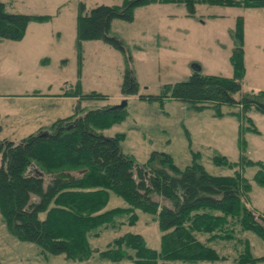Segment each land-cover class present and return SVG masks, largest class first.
<instances>
[{"label": "rangeland", "instance_id": "rangeland-1", "mask_svg": "<svg viewBox=\"0 0 264 264\" xmlns=\"http://www.w3.org/2000/svg\"><path fill=\"white\" fill-rule=\"evenodd\" d=\"M1 2L10 13L48 19L31 22L20 41L0 40V142H19L39 131H51L56 121L73 117L79 109L78 115H84L107 105L114 107L126 99L124 121L103 129L102 134L124 135L122 149L137 164L147 163L153 153H165L181 170L197 162L214 176L241 174L251 186L248 205L264 214V189L254 179L258 164L264 163V113L252 108L245 114L239 106L223 105L220 112L228 115L218 116L212 106L196 111L187 102L160 100L167 88L195 72L233 77L231 59L238 43L245 67L242 92L264 91V8L201 4L190 16L183 4L137 7L132 21L118 19L112 25L111 36L123 43V53L101 40L79 43L77 38L81 4L89 13L100 5L119 6L123 0ZM239 32L241 41L237 42ZM128 56L131 62L127 61ZM128 68L139 89L137 94L125 97L121 87ZM92 94L103 98H87ZM218 156H225L231 165L215 164L213 158ZM83 173L71 174L80 177ZM45 180L48 183L50 177ZM116 207L127 204L112 194L106 209ZM137 214L139 221L135 226L103 231L91 238V245L102 250L119 236L138 233L150 248L159 250L158 220L141 211ZM237 237L250 242L254 257L264 256V241L257 234L239 232ZM211 245L228 260L200 264H234L243 250V245L235 241ZM0 264L112 263H80L63 254L43 253L36 244L17 239L0 212ZM119 264L134 262L124 260Z\"/></svg>", "mask_w": 264, "mask_h": 264}, {"label": "trees", "instance_id": "trees-1", "mask_svg": "<svg viewBox=\"0 0 264 264\" xmlns=\"http://www.w3.org/2000/svg\"><path fill=\"white\" fill-rule=\"evenodd\" d=\"M155 3L183 4L190 16L201 4L264 8V0H123L119 6L100 5L86 13L81 4L77 19L79 43L101 40L126 53L123 43L111 36L113 22L132 21L135 8ZM47 19L10 13L0 0V40L20 41L31 22ZM238 39L241 32L237 42ZM240 45L231 59L233 77L195 72L167 88L160 100L187 102L196 111L212 106L218 116L228 115L220 112L223 105L239 106L245 114L252 108L264 113V91L242 92L245 67ZM127 61H132L130 56ZM138 89L128 68L121 93L129 97L137 94ZM89 97L103 98L96 94ZM79 111L73 117L56 121L47 135L39 131L19 142H0V212L17 239L36 244L43 253L63 254L80 263L119 264L130 260L134 264H200L228 260L211 245L217 241L243 245L234 264L264 261V256H253L247 239L237 237L239 232H253L264 241V214L248 205L251 186L241 174L214 176L197 162L181 170L165 153H153L147 163L137 164L122 149L124 135L102 134L103 129L124 121L126 109L107 105L84 115H78ZM213 159L217 165H231L225 156ZM258 165L254 179L264 189V163ZM76 171L84 173L74 181L55 179L58 173ZM46 176L50 177L48 183ZM112 194L124 200L127 207L106 209ZM137 211L158 220L159 250L150 248L138 233L119 236L102 250L91 245V238L103 231L135 226L139 221Z\"/></svg>", "mask_w": 264, "mask_h": 264}, {"label": "water", "instance_id": "water-1", "mask_svg": "<svg viewBox=\"0 0 264 264\" xmlns=\"http://www.w3.org/2000/svg\"><path fill=\"white\" fill-rule=\"evenodd\" d=\"M128 102L127 100H123L119 105H116L114 107H112L113 109H125L127 106ZM48 132H44L43 135H47ZM36 174H39L41 177H43V173L39 172V170L34 169ZM76 178V176L72 175L71 173H65V172H61L55 175V179L57 180H61V181H66V182H71L74 181Z\"/></svg>", "mask_w": 264, "mask_h": 264}, {"label": "crops", "instance_id": "crops-1", "mask_svg": "<svg viewBox=\"0 0 264 264\" xmlns=\"http://www.w3.org/2000/svg\"><path fill=\"white\" fill-rule=\"evenodd\" d=\"M122 100L121 97L119 98V101Z\"/></svg>", "mask_w": 264, "mask_h": 264}]
</instances>
